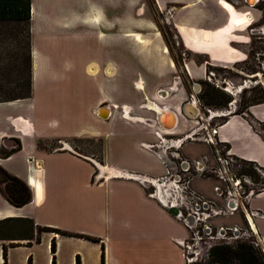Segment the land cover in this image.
<instances>
[{"label":"crops","instance_id":"0c3cea01","mask_svg":"<svg viewBox=\"0 0 264 264\" xmlns=\"http://www.w3.org/2000/svg\"><path fill=\"white\" fill-rule=\"evenodd\" d=\"M29 3L30 97L0 103V190L4 173L29 186L30 201L13 207L0 192V220L29 218L34 229L30 240L26 239L29 233H15L14 237L0 240V264L3 246L5 264H50L52 258L54 264H186L179 242L186 240L188 228L168 212L164 198L154 191L160 185L157 178L169 165L166 149L180 142L165 139L163 133L170 130L159 128L155 114L163 109L174 114L175 121L170 114L162 115L166 126H172L173 122L175 126L182 118L194 121L201 118H192L183 111L188 118L184 116L179 101L161 104L163 107L155 103L157 99L165 100L172 86L160 94L158 81L150 84L151 89L148 82L146 86L141 81L134 82L135 93L123 86L126 68L118 51L122 50L123 40L113 38L107 31L113 26L123 27L121 17L107 16L113 5L121 9L122 0H29ZM152 3L157 11L169 14V23L182 48L190 54L202 55L205 66L227 68L244 60L245 53L240 47L248 41L243 17L247 9H236L226 0H152ZM75 30H82L80 40L73 37ZM134 40L140 42L136 37ZM82 42L89 44L92 63L98 66L97 71L95 66L87 67L94 74L95 85L86 88L88 96H93L88 116L96 128L77 130L72 124L75 108L80 107L67 82L73 71L74 48ZM94 42L98 45L97 53L91 48ZM151 51L141 60L137 55L134 57L138 68L142 61L143 67L153 71L156 55ZM162 53L166 51L162 49ZM165 63L169 68L172 66L169 59L163 60L162 64ZM184 69L189 79L205 75L202 65L196 66L191 60L184 63ZM155 75L154 72L150 76L158 77ZM81 92L86 90L82 88ZM164 93L167 95L162 96ZM17 103H27L31 116L11 119L9 112L5 115V108ZM102 105L106 107L105 119L97 116ZM153 105L158 107L156 111ZM232 112L222 114L225 120L214 128L216 143L228 157L251 162L264 171V102L250 105L243 115ZM201 126L189 129L182 140L198 129L209 133ZM99 137L113 138L117 146L118 139L123 142L128 139L124 150L142 164L127 168L107 164L102 150L101 161L95 163L71 145L75 139ZM51 141L57 142L53 150L36 146L41 142L46 147ZM149 187L153 190L149 191ZM234 201L244 226L251 228L262 244L264 181L243 202ZM36 227L81 237L37 233ZM52 238L54 253L49 247Z\"/></svg>","mask_w":264,"mask_h":264},{"label":"rangeland","instance_id":"374dc122","mask_svg":"<svg viewBox=\"0 0 264 264\" xmlns=\"http://www.w3.org/2000/svg\"><path fill=\"white\" fill-rule=\"evenodd\" d=\"M122 2L121 9L113 5V10L107 12V16L110 18H122V29L113 26L112 29L107 31L112 34L113 38H122L123 40L122 50L118 49L126 68L122 76L123 86L129 89L132 88L133 93H135L133 90L134 82H142L145 86L148 82V88L151 89V85L158 81L157 91H167L168 87L172 86L171 91H167L169 96L165 100L157 99L155 103L159 107L162 106L161 104L172 105L177 101L183 105L192 102L193 97L199 112L198 117L201 118V120L195 119V121L190 118H182L178 120L172 130L163 133V135L181 136L192 127L201 128V125H204L210 131L221 121L219 118L221 115L219 114L231 112L235 107H243L242 105L259 89L264 91V35L256 34L253 36L251 44L240 47L245 53L244 60L227 68L205 66L206 62H204L202 55L190 54L182 48L175 36L174 29L169 23V14L157 11L152 0H122ZM1 30L0 91L11 88L14 81H17L18 74L21 75L23 89V79L26 75L23 58L27 54L24 28L22 25L15 26L10 23L2 26ZM81 31H74L72 35L75 40H80L82 37ZM134 37L140 42L137 43ZM85 43H78L74 48L73 71L67 82L68 87L74 91L73 95L80 107L75 108L76 114H74L72 124L77 130L84 127L96 128L94 120H91L88 116V107L93 96H88L89 92L86 88L88 85H95L94 74L89 73L87 67L89 65L95 66L94 71H97L98 66L92 63L94 60L92 58L93 54L89 52V44ZM94 45L92 44L91 48L95 49L97 53L98 45L95 42ZM162 49L166 51L165 54L162 53ZM151 50L156 55L152 70L155 72V76L158 77H151L150 75H153L154 72L143 67L142 61H139L140 69L135 62L134 57L136 55L141 60L146 54L152 52ZM167 59L172 62L170 68L166 63L162 64L163 60L166 62ZM188 60L193 61L196 66L202 65L205 75L201 79H189L184 71V63ZM82 88L86 90V93H80ZM139 93L141 92L138 91ZM180 95L181 98L179 99ZM227 100L230 102L226 103ZM230 103L233 104L230 105ZM26 104L17 103L16 106L5 108V115L9 112L11 119L30 117L31 115L27 109L28 104ZM224 105L226 108H223ZM60 110L62 111V109ZM212 113L218 115L211 117ZM205 134V129H198L192 138L191 136L184 137L177 149L182 157V162L187 163L189 166L187 172H182L183 181L180 184H175L178 186L179 194L172 191V196H170V192V195L166 194V191H169V182L163 181L161 185L154 189L158 196L164 198L165 203L172 200L176 201L183 217H192L190 229H187L186 240L189 241L193 234L197 235V239L190 245V250L187 252L190 260L188 264H211L212 260L207 256L209 247L222 242L235 245L237 238L245 242H253V247L261 252L256 237L244 226L241 212H229L227 210L226 191L233 187V181H239L236 190L239 194L238 200L243 202V197L248 191L253 192L260 187V184L264 181L261 174L264 175V172L254 170L250 173V176H241L239 175L240 172L238 173L241 166L232 158L227 165L217 162V156L222 160L228 156L216 141L213 145H208L197 139V137H202ZM113 140V138L106 139L104 137H99V139H75L71 141V145L77 152L89 157L95 163H99L98 158L101 157L100 151L102 150L103 161L107 164L126 168L131 167L132 164L137 166L142 164L141 160H137L134 155L130 156L124 150L125 144L129 141L128 139H125L126 142L118 139V146ZM56 145V141H51L45 148L56 147ZM199 166H201V169H199ZM218 170H220V175L217 172ZM163 173L165 171L160 174ZM150 190L153 189L149 187ZM7 227L11 234L18 232L14 230L23 228L18 224ZM233 229L239 230L240 235L233 236L228 231Z\"/></svg>","mask_w":264,"mask_h":264},{"label":"trees","instance_id":"16d2710c","mask_svg":"<svg viewBox=\"0 0 264 264\" xmlns=\"http://www.w3.org/2000/svg\"><path fill=\"white\" fill-rule=\"evenodd\" d=\"M29 0H0V34L2 26L6 24L13 23L15 26H23L25 32V39L27 42V54L25 58H23L25 72L26 75L23 79L24 88L22 89V79L21 75L17 77V81H14L13 88H8L6 90L0 91V103L2 102H11L15 100L26 99L30 97V54H29ZM21 74V73H20ZM257 94V95H256ZM230 101L227 100L226 103ZM264 102V91L259 89L256 93L252 95V97L242 105L243 107L237 108L233 110V114H241L243 115L246 112V109L252 104H258ZM223 108H226L224 105ZM222 108V109H223ZM226 116H221L220 122L225 120ZM218 123V124H219ZM217 124V125H218ZM38 148H43L45 150H53L56 147L45 148L41 142L36 144ZM101 152V151H100ZM101 156V155H100ZM235 160L240 166L241 169L238 171L239 175H249L254 170H260L257 166H255L251 162L242 161L236 158H232ZM98 161H101V157L98 158ZM264 172V171H263ZM1 183L3 184V189L0 192L3 194L6 201L13 207H21L27 204L30 201V191L28 187L18 180L15 177L9 176L7 174L2 173ZM18 224L19 226H23V228L16 229L14 231H18L19 234L29 233L28 240L32 237V230L34 229V223L29 218H6L0 220V240L6 239V237H14L13 233H9V229L7 226ZM26 226V227H24ZM37 233L46 232V233H54L60 236H75L81 237L78 235H71L66 232L48 228V227H36ZM18 239V238H11ZM85 239L91 240L88 237ZM35 241H38V238L35 237ZM94 241V240H92ZM235 245H230V243L222 242L219 244H215L209 247L207 250V256L212 260L211 264H264L263 254L257 251L253 247V242H245L244 240H240L237 238ZM50 252L54 253L55 242L54 239L50 241L49 244ZM5 246L2 248V264H5ZM50 264H54L53 258L51 259Z\"/></svg>","mask_w":264,"mask_h":264},{"label":"flooded vegetation","instance_id":"af4514ba","mask_svg":"<svg viewBox=\"0 0 264 264\" xmlns=\"http://www.w3.org/2000/svg\"><path fill=\"white\" fill-rule=\"evenodd\" d=\"M226 0V2L236 8V9H247L248 12L243 15L246 17V21L244 23L245 33L248 36V41L246 44H251L253 36L257 35H264V0ZM256 14V16L254 15ZM260 38V37H257ZM154 111L158 109V107L153 105ZM167 141H175V142H182V135L181 136H173V135H164ZM170 146L166 149L165 157L169 163V167L167 164L165 165L166 170L161 176L157 178L156 181H162L165 179L166 183L175 182V184H180L183 181L182 172L188 171V164L182 162V157L178 153L177 149L180 146ZM176 147V148H175ZM168 167V168H167ZM201 169V166H199ZM169 184L168 186H170ZM183 186V184H182ZM178 212L181 214L180 210L177 208ZM182 216V214H181Z\"/></svg>","mask_w":264,"mask_h":264},{"label":"built area","instance_id":"2783aa9c","mask_svg":"<svg viewBox=\"0 0 264 264\" xmlns=\"http://www.w3.org/2000/svg\"><path fill=\"white\" fill-rule=\"evenodd\" d=\"M214 134H215V129L213 128V129H211V130L209 131V133L207 132V133H206L205 135H203L202 137H197V139L204 141V142H205L206 144H208V145H209V144H210V145H213V144H214V141H215V139H214V137H213ZM215 153H217V151H215ZM216 160H217V162H219V163H221V164H223V165H227V164L230 163L231 158L227 157V158H225V159L222 160L219 156H217ZM217 172H218V174H219V173H220V170H218ZM223 173H225V171H223ZM219 175H220V174H219ZM261 175H262V177H264L263 174H261ZM238 183H239V181H237V180L233 181V187H232L230 190H227V191H226V198H227V200H229V199L238 200V198H239V194H238V192H237V190H236V188L238 187ZM165 185H166V183H165ZM249 193H250V191H248V192L246 193V195L243 197V199H245L246 196H247ZM165 205H166V204H165ZM167 207H168V206H167ZM228 211H229V210H228ZM229 212H232V211H229ZM184 225H185V224H184ZM186 228L190 229L188 226H186ZM248 229H249L250 232L254 235V231L251 230V228H249V227H248ZM228 231H230V233H231L233 236H234L235 232L237 233V236L240 235V234H239V230H237V229L228 230ZM189 239H190L189 241L184 240V241H180V242H179V246H180V248H181V250H182V253H183L182 255H183V257H184V260H185L186 264H188V263L190 262L189 257H188V255H187V252L190 250V245H192V243L195 242V240L197 239V235H196V234H193L192 237H190ZM257 243H258V245H259V247H260L261 252H262L263 255H264V247L262 246L263 244H261V242L258 241V240H257Z\"/></svg>","mask_w":264,"mask_h":264},{"label":"water","instance_id":"95a60500","mask_svg":"<svg viewBox=\"0 0 264 264\" xmlns=\"http://www.w3.org/2000/svg\"><path fill=\"white\" fill-rule=\"evenodd\" d=\"M161 91L162 90L158 91L159 94H160ZM190 106H191V102H187V103H185V104L182 105V114H184V116H186V114L183 111H185V109L186 110H189L190 109L189 108ZM192 108L195 110V113H194V117L193 118L198 117L199 116L198 109L195 108L194 105H193ZM159 113H163V115L164 114H170L173 117V121H175V117H174V114L173 113H169L165 109L161 110ZM207 113H208V111H207ZM216 115H218V114L217 113L216 114H213V115H211V117L212 116H216ZM219 115H222V114H219ZM97 116H98V118H101V119H105L106 118L107 114H106V107L105 106L102 105V106H100L97 109ZM161 117H162V115L160 116V114H158V113L155 114V121L158 124L159 128H161L164 131L172 130V128L174 126V122H173L172 126L171 125L166 126L164 124V121L161 120L162 119ZM156 182H158V181H156ZM226 207H227V210H229V211H236L237 204H236V202L233 199H229L226 202ZM168 212L172 216L179 218V220H181L185 224V226L190 227V224L192 223V217L189 218V216H186V217L181 216V214L178 212L177 208H174V207H168ZM234 235H237V233L235 232ZM262 244H263L262 246L264 247V242Z\"/></svg>","mask_w":264,"mask_h":264},{"label":"bare ground","instance_id":"6f19581e","mask_svg":"<svg viewBox=\"0 0 264 264\" xmlns=\"http://www.w3.org/2000/svg\"><path fill=\"white\" fill-rule=\"evenodd\" d=\"M255 77H257V75H255ZM196 88V87H195ZM196 90V89H195ZM162 93V92H161ZM167 95V93H164L162 96H166ZM192 102H191V106L189 107L190 109L189 110H186L185 109V113L188 115V116H191L192 118L194 117V113H195V110L192 108L193 107V105H194V107L195 108H197L196 107V104H195V100H194V98L192 97V100H191ZM211 113V112H210ZM160 114V116L161 115H163V113H159ZM213 114H215V113H212L211 115H213ZM162 118V117H161ZM162 120V119H161ZM167 120V119H166ZM196 134V133H195ZM195 134H193V136L195 135ZM191 135V134H190ZM189 135V136H190ZM193 136H191V138L193 137ZM186 137H188V136H186ZM163 181H165V179H163L162 181H158V182H160V185L162 184V182ZM165 184V183H164ZM169 184H171L170 186H168L169 187V191H166V194L168 193L169 194V192H170V194H171V191L172 192H176V193H178L179 194V190H177L178 189V186L177 185H175V182L173 181V182H171V183H169ZM168 184V185H169ZM169 194V195H170ZM157 195H158V193H157ZM170 196H172V194L170 195ZM166 205L168 206V207H174V208H178L179 206L177 205V202L176 201H168V203H166Z\"/></svg>","mask_w":264,"mask_h":264}]
</instances>
